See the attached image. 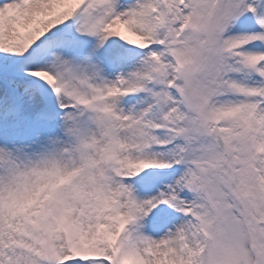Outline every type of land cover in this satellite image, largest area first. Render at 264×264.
Here are the masks:
<instances>
[{"label":"snow or ice","instance_id":"6c2138e0","mask_svg":"<svg viewBox=\"0 0 264 264\" xmlns=\"http://www.w3.org/2000/svg\"><path fill=\"white\" fill-rule=\"evenodd\" d=\"M0 264H264V0H0Z\"/></svg>","mask_w":264,"mask_h":264}]
</instances>
